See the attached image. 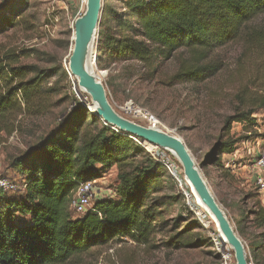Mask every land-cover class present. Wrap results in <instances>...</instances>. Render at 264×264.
Returning a JSON list of instances; mask_svg holds the SVG:
<instances>
[{
    "label": "trees",
    "instance_id": "1",
    "mask_svg": "<svg viewBox=\"0 0 264 264\" xmlns=\"http://www.w3.org/2000/svg\"><path fill=\"white\" fill-rule=\"evenodd\" d=\"M121 3V11L104 9L99 68L103 67V53L110 61L138 62L154 72H158V62L183 55L168 86L202 84L223 69L215 51L242 39L244 57L254 58L253 77L249 85L239 87L238 106L225 122L226 137L235 123L252 122L253 116L264 110V29L249 30V23L264 14V0ZM28 8L29 0L4 1L0 33L24 22ZM17 60L13 53L0 55V126H7L19 113H45L47 98L42 86L53 75L39 73L37 67L20 65ZM136 140L140 141L106 126L80 104L39 143L16 157L12 167L22 176L24 189L21 194L10 193L0 186V264H71L121 237L148 245L158 233L172 231L176 233L168 246H189L192 232L200 226L188 223L181 228L182 218L166 220L165 213L184 196H158L168 188L170 175ZM235 146L232 141H222L210 158L217 155L216 162H221L222 154L233 153ZM113 168L117 169L114 197H98L96 212L75 218L69 206L72 193L81 183L102 179ZM254 208L252 222L261 230L264 242V206L257 201ZM260 248H250L255 264Z\"/></svg>",
    "mask_w": 264,
    "mask_h": 264
},
{
    "label": "rangeland",
    "instance_id": "2",
    "mask_svg": "<svg viewBox=\"0 0 264 264\" xmlns=\"http://www.w3.org/2000/svg\"><path fill=\"white\" fill-rule=\"evenodd\" d=\"M4 1L0 0V7ZM105 7L123 9L121 0H105ZM86 9L87 0H29L26 20L0 33V55L13 53L18 64L34 66L39 73L53 75L42 86L43 96L47 98L44 114L19 113L7 122V126H0V182L15 187L8 190L10 193L21 194L24 189L22 176L12 167L16 157L39 143L75 106L82 104L95 111L91 97L79 88L69 70L75 21ZM262 28L264 14L249 23V30ZM99 31L93 47V67L101 76L113 108L140 125L158 127L186 143L209 188L244 242L252 264L255 260L253 262L251 246L261 247L258 264H264L261 230L254 226L251 217L254 204L260 201L262 205L264 197L254 184L253 172L254 158L264 148V110L256 113L252 122L235 123L226 137L225 122L238 106L239 87L249 85L248 80L253 77L254 58L253 55L244 57V40L215 51L214 56L222 62L223 69L213 79L202 84L184 82L168 86L169 78L178 69V58L183 55L158 62V72H154L138 62L110 61L103 53V67L99 68ZM130 101L142 108L147 116L137 119L127 115L122 108ZM222 141L234 142L235 150L230 154L223 153L221 162H216L218 156L210 158V154ZM116 176L117 170L112 169L102 179L94 181L102 196L114 197ZM169 181L168 188L158 196L184 197L165 213L166 220L182 218L181 228L188 223L200 226L192 232L189 246L183 243L168 246L171 236L176 233L173 231L158 233L148 245L121 237L79 256L71 264H221L224 257L236 264L233 250L224 244L212 217L209 216L205 223L198 215V204L203 211L205 208L199 200L194 204L185 195L186 180L183 188L171 177ZM73 216L80 217L79 214Z\"/></svg>",
    "mask_w": 264,
    "mask_h": 264
},
{
    "label": "water",
    "instance_id": "3",
    "mask_svg": "<svg viewBox=\"0 0 264 264\" xmlns=\"http://www.w3.org/2000/svg\"><path fill=\"white\" fill-rule=\"evenodd\" d=\"M104 1L87 0L86 12L75 21L74 25V48L69 62V70L71 75L77 79L79 88L91 97L97 112L92 111L89 107L88 109L111 129L129 134L172 154L181 164L187 183L215 217L219 230L224 237V244L228 245L234 252L236 264H252L244 242L209 188L186 143L170 132L155 126L140 125L120 115L110 103L107 89L96 76L93 66L87 65V55L90 48L93 50L96 36L101 27ZM92 62H95L94 57Z\"/></svg>",
    "mask_w": 264,
    "mask_h": 264
},
{
    "label": "built area",
    "instance_id": "4",
    "mask_svg": "<svg viewBox=\"0 0 264 264\" xmlns=\"http://www.w3.org/2000/svg\"><path fill=\"white\" fill-rule=\"evenodd\" d=\"M122 110L127 115H130L137 119L144 118L147 116V113L142 108L134 104L132 101L128 102L127 105L122 108ZM130 120L135 121L133 119ZM136 142L146 150V152L150 155L151 158L161 163L165 167L170 177L175 180V182L181 188H183V185H185L183 170L182 167L179 165L177 159L172 154L161 148L147 144L141 140H136ZM253 164L254 184L256 185L261 195H264V148L261 149L258 155L255 156ZM0 186L6 190L15 188L14 186L4 181L0 182ZM188 191L189 188H187V191L185 192V195L187 196L190 195ZM98 197L103 196L101 194V189H96L95 182H83L72 193L69 203L70 209L72 210L74 215L79 214L80 216H83L89 212H96V210L94 209V201ZM262 204L264 206V197ZM221 264H231L230 258L224 257L223 262Z\"/></svg>",
    "mask_w": 264,
    "mask_h": 264
},
{
    "label": "bare ground",
    "instance_id": "5",
    "mask_svg": "<svg viewBox=\"0 0 264 264\" xmlns=\"http://www.w3.org/2000/svg\"><path fill=\"white\" fill-rule=\"evenodd\" d=\"M92 58H93V50L90 48L89 53H88V55H87V65H88L89 67L93 66ZM93 69H94V67H93ZM96 76L101 80V76H100V74H96ZM94 109H95L94 112H97V108H96L95 105H94ZM188 188H189V191H190V195H188V199H189L190 201H193L194 204H195L196 202H197V204H198V200H199L200 204L206 209V210L204 209V211H203V208H202L201 206H199V204H198V208H197V210L199 211V214H198V215H199L200 217H202V219L205 221V223H206V221H207V219H208L209 216L212 217V219L214 220V222H215L216 225H217L216 230H217V232L219 231V233H220V235H221V237H222V240H223V242H224V237H223V235L221 234V232H220V230H219V226H218V223H217L215 217H214V216L209 212V210L203 205V203L200 201L199 197H198L197 194L195 193L194 189H192V188L190 187L189 184H188ZM200 211H201V214H200ZM206 211H207L210 215H208V213H207ZM219 237H220V236H219ZM219 239H220V238H219ZM220 240H221V239H220Z\"/></svg>",
    "mask_w": 264,
    "mask_h": 264
},
{
    "label": "crops",
    "instance_id": "6",
    "mask_svg": "<svg viewBox=\"0 0 264 264\" xmlns=\"http://www.w3.org/2000/svg\"><path fill=\"white\" fill-rule=\"evenodd\" d=\"M113 169H116V168H113ZM117 170V169H116Z\"/></svg>",
    "mask_w": 264,
    "mask_h": 264
}]
</instances>
